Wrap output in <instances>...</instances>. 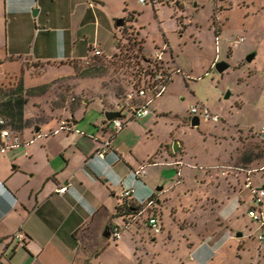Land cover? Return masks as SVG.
Listing matches in <instances>:
<instances>
[{"label": "rangeland", "instance_id": "1", "mask_svg": "<svg viewBox=\"0 0 264 264\" xmlns=\"http://www.w3.org/2000/svg\"><path fill=\"white\" fill-rule=\"evenodd\" d=\"M165 1L161 11L148 3L139 11L146 27L145 51L149 56L155 47H162L164 32L184 73H172L167 89L150 105V114L131 118L117 135V144L132 158L134 170L144 164L142 180L150 187L145 188L134 174L113 187L118 201L121 187L126 186L134 189L135 200L144 202L136 203L140 208L127 219L123 240L103 239L94 264H264V238L258 239L264 237V227L247 214L258 204L243 186L247 177L254 188L264 186V134L262 138L259 133L264 123V0ZM215 34L220 35L218 42ZM251 52L256 55L248 62ZM218 60L229 63L222 74L214 67ZM111 67L109 80L115 81L121 94L119 87L127 79L121 66ZM4 70L0 69V89L7 91L8 82L18 75L7 73L3 78ZM54 74L27 80L45 82ZM56 82L47 99L54 106L59 101L69 104L70 93L65 92L63 99L52 98ZM197 103L217 114L218 120L202 119L199 126H191L188 114ZM32 104L28 114L35 113ZM88 111L86 118H104L97 101L90 103ZM109 132H114L111 126ZM176 141L179 149L174 152ZM22 144L14 151L24 156L29 145ZM162 185L165 189L156 193ZM152 193L156 194L152 200L158 202L149 208L146 201ZM261 203L264 217V196ZM152 212L160 218L159 233L146 224ZM237 232L242 235L236 236Z\"/></svg>", "mask_w": 264, "mask_h": 264}, {"label": "crops", "instance_id": "2", "mask_svg": "<svg viewBox=\"0 0 264 264\" xmlns=\"http://www.w3.org/2000/svg\"><path fill=\"white\" fill-rule=\"evenodd\" d=\"M163 1L152 8L161 11L168 3ZM145 4L139 0H0V69H5L3 78L7 73L18 75L8 82L11 88L0 89V115L12 120L14 133L29 145L24 156L14 148L0 152V264H94L103 239L108 238L104 230L114 223L122 226L119 240H123L129 218L114 216L123 198L118 201L113 187L144 164L134 170L132 158L117 144L126 124L109 135L111 125L105 115L101 120L86 115L93 101L105 114L116 111L125 100L130 86L123 83L121 94L117 93L115 81L109 80L108 69L113 70L109 60L117 52V38L133 30L145 51L146 27L139 17ZM118 18H125L123 27L116 26ZM216 37L220 39L219 34L215 41ZM161 38L176 61L164 32ZM92 45L101 50V56L91 55ZM51 71L55 74L49 81L27 80ZM55 80L58 85L52 98L63 99L65 92L70 93L69 104L59 101L54 106L47 99ZM31 102L36 110L28 114ZM103 139H110V146L100 158L95 151ZM145 175L146 170L140 180ZM68 182L64 192L56 191ZM142 183L149 189L146 180ZM164 189L162 185L155 191ZM133 196L127 203L144 202ZM17 231L25 236L23 247H15L12 241Z\"/></svg>", "mask_w": 264, "mask_h": 264}, {"label": "built area", "instance_id": "3", "mask_svg": "<svg viewBox=\"0 0 264 264\" xmlns=\"http://www.w3.org/2000/svg\"><path fill=\"white\" fill-rule=\"evenodd\" d=\"M141 3H148L152 6L159 5L162 0H139ZM135 34V33H134ZM133 33L121 37V49L122 54H138L140 66H138V74L133 78L131 77V68L126 65H121L123 76L128 78V81L134 85L130 84V89L125 92V100L117 104L116 111L122 114V116L112 118L109 120L110 125L114 131V134L119 132L128 120L131 118H142L147 116L150 113V105L154 100L163 94L167 89L168 83L171 80L172 73H184L183 69L176 63L175 58L170 55L167 46L155 47L152 53L148 56L144 51L142 39L137 38L138 35ZM136 36V37H135ZM130 37H135L131 39ZM243 38H240L242 40ZM136 41V43L134 42ZM218 37H216V41ZM141 42V43H139ZM90 52L92 56L99 57L102 55L101 50L92 45L90 47ZM118 52V49H117ZM143 56V57H142ZM112 58V57H111ZM173 69V71H171ZM136 71V72H137ZM126 111V112H125ZM125 112V113H123ZM189 119L193 116H198L200 121L218 120V115L212 113L206 106L203 104L197 103L192 105L190 112L188 114ZM9 119L3 115H0V152L4 153L6 150L11 148L19 147L22 143L19 137L14 133L13 129L9 124ZM65 125V122H62V126ZM263 138L264 134V123L261 126L259 131ZM110 146V139H103L100 141L98 148L95 151V154L104 158L108 147ZM145 170L143 167L136 170L134 174L136 177H141L144 174ZM71 183H65L57 188V192L62 193ZM245 187L250 189L253 201L257 202V206L250 207L247 211L248 216L259 224L260 227H264V217L261 211V196H264V186L260 188H254L251 183L250 177L246 178L244 183ZM134 192V189L131 187L122 186L120 190L121 198H130ZM147 207H155L154 201L151 199L147 202ZM126 224V223H124ZM146 224L154 233H159L161 231V221L158 216L152 212L151 215L147 216ZM122 227L119 224H111L108 228L110 236L114 240H119L122 235ZM262 235H258V239H263ZM12 241L14 242L15 247H23L25 244V236L21 231H17L12 236Z\"/></svg>", "mask_w": 264, "mask_h": 264}, {"label": "trees", "instance_id": "4", "mask_svg": "<svg viewBox=\"0 0 264 264\" xmlns=\"http://www.w3.org/2000/svg\"><path fill=\"white\" fill-rule=\"evenodd\" d=\"M130 38L135 39V37H130ZM134 42L136 43L135 40H134ZM141 42H143V40H141ZM141 42H139V43H141ZM116 48L118 49V52H116L112 56V58H110L109 62L112 61V64L113 65L115 64V67L121 66V65H126V66L130 67L131 72H133L131 74V77L133 76V78H134L138 74V71H139L138 70V66H140L139 55L136 53L131 54V55H128L126 53L122 54L121 38H119V37L117 38ZM123 77L127 79L126 81H127V84H129V86H130V84L132 85V83L128 81V78L126 76H123ZM132 87H134V85H132ZM119 89H121V87H119ZM125 92H126V90H125ZM127 199L128 198H123L122 204L120 206L116 207V212H115L114 216H118V215L123 216L124 220H126V217H128L134 213V212H132L134 210H131L132 208H134L135 210H138L140 208L139 205H136L132 202L127 203Z\"/></svg>", "mask_w": 264, "mask_h": 264}, {"label": "water", "instance_id": "5", "mask_svg": "<svg viewBox=\"0 0 264 264\" xmlns=\"http://www.w3.org/2000/svg\"><path fill=\"white\" fill-rule=\"evenodd\" d=\"M33 14H35V11L33 12ZM115 24L117 27H123L125 25V18H118L116 19L115 21ZM255 56V53L254 52H251L249 53L247 56H246V61L250 62L252 61V59L254 58ZM214 67L216 69V71L218 73H222L224 70H226L228 67H229V63L226 61V60H218L215 64H214ZM229 92H227L225 94V97L227 98L229 96ZM105 120L106 121H109L111 120L112 118H115V117H119V116H122V114H120L119 112L117 111H107L105 112ZM190 125L193 126V127H196V126H199L200 125V119L198 118V116H193L191 117L190 119ZM179 149V143L176 141L174 146H173V151L174 152H177ZM162 189V186H159L156 188V190H161ZM109 226H107L104 230V233L103 235L105 237H109V230H108ZM242 233L240 232H237L236 233V236H241Z\"/></svg>", "mask_w": 264, "mask_h": 264}, {"label": "flooded vegetation", "instance_id": "6", "mask_svg": "<svg viewBox=\"0 0 264 264\" xmlns=\"http://www.w3.org/2000/svg\"><path fill=\"white\" fill-rule=\"evenodd\" d=\"M255 55H256V54H255ZM254 57H255V56H254ZM253 59H254V58H253ZM253 59H252V60H253ZM250 62H251V61H250ZM224 71H225V70H224ZM224 71H223V72H224ZM223 72H222V73H223ZM222 73H220V74H222ZM105 121H106V120H105ZM106 123H109V121H106ZM155 206H156V205H155ZM130 217H131V216H128V218H130ZM159 219H160V218H159ZM161 231H162V227H161ZM161 231H160V232H161Z\"/></svg>", "mask_w": 264, "mask_h": 264}]
</instances>
